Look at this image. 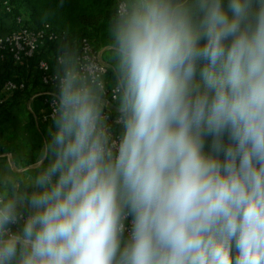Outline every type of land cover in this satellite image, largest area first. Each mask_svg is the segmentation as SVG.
<instances>
[{
	"label": "clouds",
	"instance_id": "1",
	"mask_svg": "<svg viewBox=\"0 0 264 264\" xmlns=\"http://www.w3.org/2000/svg\"><path fill=\"white\" fill-rule=\"evenodd\" d=\"M65 33L35 161L0 155V264H264V0H113Z\"/></svg>",
	"mask_w": 264,
	"mask_h": 264
},
{
	"label": "trees",
	"instance_id": "2",
	"mask_svg": "<svg viewBox=\"0 0 264 264\" xmlns=\"http://www.w3.org/2000/svg\"><path fill=\"white\" fill-rule=\"evenodd\" d=\"M112 2L113 0H11L13 13H1L0 22L11 18V25L14 27L16 17L20 16L24 26L31 29L50 24L60 36L55 42L47 44L55 57L58 43L65 33L81 44L85 39L97 44L102 42L106 38L105 25ZM38 56L39 53L34 58L15 64L11 56L5 54V63L0 66V92L9 80L25 84V89L16 93L27 91L31 84H37L31 78L33 70H39ZM3 106L4 104L0 106V110Z\"/></svg>",
	"mask_w": 264,
	"mask_h": 264
},
{
	"label": "crops",
	"instance_id": "3",
	"mask_svg": "<svg viewBox=\"0 0 264 264\" xmlns=\"http://www.w3.org/2000/svg\"><path fill=\"white\" fill-rule=\"evenodd\" d=\"M11 24V18L3 19L0 34H8ZM38 58L48 61L54 73V55L49 46L40 50ZM4 63L5 60L0 55V66ZM31 80H36L37 84H31L22 93L0 92V97L4 100V106L0 110V155L9 151L27 158L30 153L35 161L49 136L52 120L47 99L55 92V85L43 83L39 70H33Z\"/></svg>",
	"mask_w": 264,
	"mask_h": 264
},
{
	"label": "built area",
	"instance_id": "4",
	"mask_svg": "<svg viewBox=\"0 0 264 264\" xmlns=\"http://www.w3.org/2000/svg\"><path fill=\"white\" fill-rule=\"evenodd\" d=\"M13 13L11 0H0V16L1 13ZM1 27V22H0ZM60 38L59 34L54 31L50 24L46 23L40 28L31 29L24 26L20 16L16 17L15 26L10 29L6 35L0 34V52L4 58L5 54H9L15 64L21 63L27 59L34 58L39 51L47 46L48 43L55 42ZM92 43L89 39L82 41L83 45ZM38 69L41 74V80L47 85H55L53 80L54 73L51 71L50 63L46 60L39 59L37 62ZM25 89L23 82L17 83L9 80L3 86V92H17ZM53 94L47 99L50 109V117L52 113ZM4 100L0 97V106Z\"/></svg>",
	"mask_w": 264,
	"mask_h": 264
}]
</instances>
